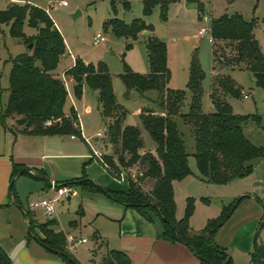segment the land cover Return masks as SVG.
I'll return each instance as SVG.
<instances>
[{
	"label": "rangeland",
	"instance_id": "obj_1",
	"mask_svg": "<svg viewBox=\"0 0 264 264\" xmlns=\"http://www.w3.org/2000/svg\"><path fill=\"white\" fill-rule=\"evenodd\" d=\"M31 1L44 10L48 9L51 18L63 36L66 50H68V53L66 52L60 58L54 70L55 73L58 77H63L65 71L69 69L76 58L84 63L96 64L101 62L105 64L111 74L115 99L126 110L122 124L138 126L141 131L143 146L140 151L152 153L156 147L155 142L142 125L138 113H136V109L147 107L150 103L145 101L146 97L141 96L135 90L130 91L129 95L125 97V87L118 74L123 71L124 65H127L134 72L148 73L149 64L146 55L148 36L140 35V32L135 39L117 37L109 30L104 31L103 23L106 19L116 17L128 23L134 18H142L151 26L149 36H154L165 43L166 65L169 71L167 87L185 92L180 106L181 112H185L190 104L191 93L187 83L190 62L193 54H196L204 72L201 110L206 113L215 110L209 93L210 86H213V82L217 80L213 75L214 57L220 62L231 60L234 57L233 44L222 43L223 45H219L215 40L209 42L206 37L198 35L197 31L202 23L197 19V8L190 6L186 0L168 2L165 20L160 17V4H155L151 13L145 16L143 14V0H127L128 9H125L121 2L116 1L114 10L111 6L112 0H67L68 6L58 4L59 0L54 3H50L48 0ZM8 3L9 0H0V10H5ZM202 3L203 13L209 16L205 23L207 26H210L212 18L223 14H232L235 11H239L248 20L254 17L256 19L255 37L264 55V0L259 4H257V0H202ZM77 10H79V14L73 16ZM22 31L27 37L37 33L36 28L30 25L28 16L24 19ZM97 33H101L105 37V41L95 44L93 37ZM224 46L227 49L221 50L224 51L221 52L220 49H223ZM215 48H217L218 53L214 55ZM28 49V44L24 45L21 38L9 34L6 23H0V111L5 108L9 93L10 58L18 53L29 52ZM216 63L219 65L218 61ZM223 72L228 74L239 90L243 89L248 94V96H243L240 92L236 97L227 96L226 101L234 114L249 116L256 114L260 117L258 124L249 119L242 127L246 137L253 144L262 145L264 143V89L257 85L255 77L247 69L235 67ZM69 76L72 77L68 74L64 76L65 81H67L64 112L69 113L70 108L74 107L83 140L78 135L75 136V139H70L68 135L34 136L21 134L16 132L12 126V131L4 129L3 126L9 122L8 117L4 123L0 121V152L7 151L16 157L18 162H23L30 167L42 168L49 183L44 187V181L39 178L27 175L16 176L13 182V190L18 203L3 211L6 215L4 218V214L0 211V232L8 235L11 231V234L14 235L13 239H8L6 236V239L3 240V243L9 247L10 255L15 257L14 259L10 256L12 261L14 259V264H31L27 259L31 256L33 249L29 247V252L28 250L26 252L21 250L22 246L28 247V242L32 244L31 246L34 244L27 234V228L23 221L26 211L33 216L37 223L46 224L47 220H55V229L63 230L66 235L85 237L87 242L77 244L73 251L69 249L66 241V250L80 264H99L101 255L107 248L119 249L118 247L124 238H134L135 235L142 237L146 231V228L140 224V216L145 220L147 219L138 209L134 207L124 209V206L111 200L101 191L78 185H61L65 182L62 180L78 179L75 177H82L83 174L86 175V178L106 189L126 185L125 182L118 183L107 173L96 160L97 158L92 161L89 160L93 150L101 151L105 155H113L115 146L110 141L106 130L109 120L103 119L100 115L96 90L86 89L85 95L81 99H76L72 83L68 82ZM72 79L75 81L74 77ZM157 95L156 90H149L145 95L155 99V109H158L156 105ZM177 124L182 133L191 173L186 179L173 182L175 216L177 219L183 216L186 199L191 198L194 204L192 214H194V221H196L193 223L198 225V228L194 230H200L205 226L207 220L218 217L224 206L240 197L235 193L241 185L235 184V182L227 185L202 183L198 177L199 173L193 156L194 137L192 131L179 118ZM99 131L102 132L100 138L97 136ZM96 136L98 137L97 140L94 139ZM128 170L132 175L137 173L135 167L125 169L122 180L127 177ZM40 171L35 169L34 174L39 176L42 174ZM119 178L121 180V177ZM52 183L56 185L55 189L68 186L75 190L76 194L69 199L66 196H59L55 204V216L51 219L45 217L41 210L26 209L29 200L51 197L53 193L51 190ZM254 200L259 208V215L253 221L251 220L252 214L247 216L243 212L246 211L245 207V209H240L236 206L215 233L217 235L220 232L219 240L222 244H217L214 235L215 243L227 251L232 259V264L249 263L256 232H258L257 241L264 243V228L258 229L264 213V199L254 198ZM150 215L152 217L151 213ZM157 218L160 220L159 217ZM197 218H199L198 221ZM200 220H206V222ZM21 222H23V226ZM24 232L25 234H23ZM95 234L98 235V238ZM21 236L23 237L20 238ZM21 240H23V244H20ZM61 261V264H67L63 259Z\"/></svg>",
	"mask_w": 264,
	"mask_h": 264
},
{
	"label": "trees",
	"instance_id": "obj_2",
	"mask_svg": "<svg viewBox=\"0 0 264 264\" xmlns=\"http://www.w3.org/2000/svg\"><path fill=\"white\" fill-rule=\"evenodd\" d=\"M116 1L121 2L125 9L129 8L127 0H112L113 10ZM170 1L172 0H143V14L149 15L154 5L160 4V17L165 20ZM186 2L196 6L197 17L200 20L204 12L202 0ZM26 16L30 25L37 30L35 35L29 37L22 31ZM255 22L254 17L246 20L237 12L223 14L210 21L213 39L219 45L233 44L234 53L231 60L224 62L214 57V69H217L218 73L210 92L215 109L212 112L206 113L201 110L204 72L196 54H193L190 62L187 87L191 93V100L185 112L180 111L185 92L167 87L169 71L166 65V45L163 41L154 36L147 37L148 73L134 72L124 65L118 76L125 87V97L132 90L141 96L149 90H156L158 93L156 100L158 109L142 107L139 110L142 125L156 144L154 154L140 153L143 141L138 126L122 124L126 110L115 99L111 74L105 64L84 63L76 58L74 65L65 72L75 79L72 86L74 96L76 99L82 97L84 84L96 90L102 118L111 119L107 133L115 146V151L113 155H104L99 162L113 177L120 170L133 167L137 173L133 178L128 170L126 191L103 188L86 178L85 174L61 185H78L101 191L124 207L138 209L147 220H152L150 213L159 217L162 223L161 237L168 241H178L179 237L180 242L186 244L199 258L200 264H232L227 251L215 243L214 235L244 196L224 206L220 215L207 220L200 230H194L189 225V218L194 210L191 198L186 199L183 216L180 219L175 216L172 182L181 180L191 173L177 119L187 124L192 131L193 156L202 179L213 184H226L251 173L253 159L264 156V143L253 144L246 137L242 126L249 119L258 124L260 117L256 114L249 116L232 112L226 97H236L240 90L228 74L220 70L245 68L253 74L257 85L264 89V55L253 35ZM0 23L9 24L11 36L21 37L25 44L32 43L31 52H22L10 58L12 66L8 75L9 93L5 108L0 111V121L4 123L9 116L23 117L26 118L22 125L25 133L41 136L78 135L83 140L75 109L71 107L67 115L64 112L67 89L54 70L66 47L63 36L51 17L38 6L13 3L5 10H0ZM103 29L109 30L117 37L135 39L141 31L150 32L151 26L142 18H134L126 23L116 17H110L104 21ZM226 49L224 46L220 51ZM213 53L214 55L218 53L217 48ZM28 169L22 164L12 162L9 195L14 201L16 197L13 182L16 176L25 174L45 180L42 171H40L42 174L37 176L30 174ZM25 217L29 237L47 250L57 253L67 264H80L66 250V236L63 231L55 230V220H47L46 224H40L35 222L27 211ZM261 228H264V213L258 229ZM257 237L258 232L254 235L248 264H264V243L258 242ZM0 264H10V258L1 246ZM99 264L133 263L125 252L107 248L102 253Z\"/></svg>",
	"mask_w": 264,
	"mask_h": 264
},
{
	"label": "crops",
	"instance_id": "obj_3",
	"mask_svg": "<svg viewBox=\"0 0 264 264\" xmlns=\"http://www.w3.org/2000/svg\"><path fill=\"white\" fill-rule=\"evenodd\" d=\"M55 1L56 0H48V2H50V3H54ZM261 1L262 0H257V4H259ZM13 3L21 4V5L27 3V4H30V5L36 6L35 3H33V1H31V0H9L8 5L13 4ZM65 6H68V4L65 5ZM45 11L50 16V13H49L48 9H45ZM235 12L240 13L239 11H235ZM228 15H230V14H228ZM197 19H198V17H197ZM246 20H248V19H246ZM53 23L56 26L54 21H53ZM7 25H8V28H9V24H7ZM254 30H255V28L253 29V35L255 37ZM145 31H141L140 35L149 36L150 32L146 31L147 33H144ZM19 38H21V37H19ZM255 39H256V37H255ZM22 42H23V39H22ZM23 44L26 45L24 42H23ZM28 50H29V52H31V49H28ZM66 52L68 53V50L65 51L63 56L66 54ZM146 55H147V53H146ZM74 62H75V59L72 62L70 67H72L74 65ZM11 66H12V64H11ZM10 69H11V67H10ZM242 69H245V68H242ZM213 70H214L213 75L216 76L218 71H217V69H213ZM221 71L223 72L224 70H220V72ZM54 73H55V71H54ZM56 76H58V75L56 74ZM64 76H67V74L64 73ZM68 79H69L68 82L72 83V86H73L75 81L70 76H69ZM86 89H90V88L87 85L84 84L82 96L85 95ZM113 91H114V89H113ZM146 92L144 93L143 97H146L145 101L150 103V104H148L147 108L148 107L155 108L154 107L155 99H153L152 97L145 96ZM210 92H211V86H210L209 93ZM240 92H241V94L243 96H248V94L245 93V91L243 89L240 90ZM96 93H97V95H96V97H97L98 96V92L96 91ZM211 103H212V101H211ZM212 106H213V103H212ZM140 109H141V107L136 109V113H138V115H139V110ZM99 112H100V110H99ZM65 114L67 115L68 113H65ZM8 118H9V122L7 123V125L3 126L4 129L12 131L13 130L11 128V126H12L13 128H15V131L18 132V133L32 135V134H28V133L23 132L22 125L24 123L22 125H18L16 123V120L18 119V117L9 116ZM106 119H108L109 122L111 121L109 118H106ZM79 126H80V124H79ZM34 136H41V135H34ZM58 136H64V135H58ZM68 136H69L70 139H75V137L71 138L70 135H68ZM94 139L97 140L98 137L96 136V137H94ZM140 153H143V151H140ZM152 153L154 154L155 151L152 152ZM94 159H96V158H94L92 156L89 157L90 161H92ZM12 162H15V163H18V164H22L26 168H29L28 172L30 174H34L35 169L41 170L44 173V178H45V180L41 178V180L44 181V184H45L44 187L49 184L48 183V177L45 176V171L42 168H39V167H36V166H31L30 167V166L26 165L23 162H18L17 158L14 157L12 154L8 153L7 151H4L3 153L0 152V211H1L2 214H4L3 218H4V216L6 217V215H5V213L3 211L9 209L10 206L18 203L16 195H15L16 201H14V198H12V196L9 195L10 173H11V168H12ZM103 169L107 173H109L104 167H103ZM198 173H199V171H198ZM22 175H25V174H22ZM198 175H199L198 177H199V179H201L200 181H202V183L211 184V183L205 181L204 179H202L200 174H198ZM18 176H20V175H18ZM27 176H30V175H27ZM186 177H184L181 180H174L173 182H175V181L176 182H180V181L186 179ZM113 178L115 180H117L118 183L125 182L126 185L120 186V187L118 186L116 188L109 189V190L126 191L128 189V177H126L124 180H118L115 177H113ZM66 180H69V179H64L62 181H66ZM62 181H60V182H62ZM243 181H245V182H243ZM173 182H172V185H173ZM234 182H235V184L237 183L238 185H241L237 189L235 194H238L239 196H244L239 201L237 206L240 209H243L245 207L246 211L244 210L243 212L247 216L249 214H252L251 215V217H252L251 220L253 221V219L259 215V208H258V205L255 203L254 198L258 197L260 199H264V156H259V157H256L255 159H253V161H252V171H251V173L248 176H244V177L233 179V180H231L228 183L223 184V185H227L229 183H234ZM69 198L70 197L68 196L67 199H69ZM119 204H121V203H119ZM122 206H124V205H122ZM26 209H25V211H26ZM124 209H126V207H124ZM175 215H176V210H175ZM194 217H195L194 214H192L190 219H189V224H190L191 228L197 229L198 225L193 223ZM23 219H24L23 220L24 221V225H26L27 234H28V230L29 229H28L27 219H26V217L25 218L23 217ZM207 219H208V217H207ZM198 220H199V218H197V221ZM206 220L205 221L204 220H200V221L201 222L202 221L206 222ZM194 222H196V221H194ZM140 224H141V226L146 228L144 236L141 237V235H135L134 238H124L123 241L121 242V244L118 247L119 249H117V250H121V251L125 252L129 256V258L131 259L133 264H200L199 258L191 251V249L186 244H184V243H182L180 241H168V240H165V239H163L161 237L162 223L156 216L152 215V220H148V221L145 220L142 216H140ZM21 225L23 226V222H21ZM55 226H54V228H55ZM55 230H60V229L57 228ZM61 231H63V230H61ZM21 234H22V230H21ZM23 234H25V232ZM6 236L8 237V239H13L14 238V235L11 234V231H10V233L8 235H6V233L3 234L2 232H0V246L3 248V250L7 253L8 257L10 258V264H14L15 257L10 255L9 247H7V245H5L3 243V240L6 239ZM95 236L98 238L97 234H95ZM215 236H216L215 239L218 242L217 244H219V245L222 244L221 241L219 240L220 232L217 233V235L215 234ZM22 237L23 236H21L20 238H22ZM30 240L33 241V243H34L33 246H31L32 244H30L28 242V247L22 246L21 250H23L25 252L28 250V252H29V247L33 249V252L31 253V256L27 259L28 261L31 262V264H37V263H40V264H61L62 263V261H61L62 258L57 253H54L52 251L47 250L45 247H43L40 243H38L32 237H30ZM86 242H87V240H86ZM86 242H84V243H86ZM20 244H23V240L20 241ZM108 249H115V248H108ZM10 256L14 258L13 261L11 260Z\"/></svg>",
	"mask_w": 264,
	"mask_h": 264
},
{
	"label": "built area",
	"instance_id": "obj_4",
	"mask_svg": "<svg viewBox=\"0 0 264 264\" xmlns=\"http://www.w3.org/2000/svg\"><path fill=\"white\" fill-rule=\"evenodd\" d=\"M58 4L65 6L68 4V2H67V0H59ZM208 17L209 16L204 14V13L201 14V19L199 21H201L202 25L199 27L197 32H198V35H200L202 37H206L209 42H213L214 39H213L212 34H211L210 26H207L205 24ZM102 41H105V37L101 33L95 34V36L93 37V42L95 44H97V43L102 42ZM61 79H62V81L66 87L67 81H65L64 76L61 77ZM104 130H105V128H104ZM97 136L100 138V136H102V132L99 131L97 133ZM70 137L74 138L75 136L70 135ZM91 156L94 158H97V160L101 162L104 154L101 151L93 150ZM124 170L125 169L120 170L117 173V175L114 177L118 180L120 179L119 177H121V180H122V175L124 173ZM126 175H127V173H126ZM135 176H136V174L132 175L133 178ZM55 187H56V185L54 183H52L51 184V190L53 193H52L51 197H46V198L39 197L35 200H29L27 203V209L28 210H41L42 214L45 217H47V218L54 217L55 216V204L58 200V197L59 196L71 197V196H74L76 194V191L69 188L68 186L58 187V189H55ZM86 240L87 239L85 237H77V236H73L71 234L66 235V241H67L68 247L71 251L74 250V247L77 244L84 243V242H86Z\"/></svg>",
	"mask_w": 264,
	"mask_h": 264
},
{
	"label": "water",
	"instance_id": "obj_5",
	"mask_svg": "<svg viewBox=\"0 0 264 264\" xmlns=\"http://www.w3.org/2000/svg\"><path fill=\"white\" fill-rule=\"evenodd\" d=\"M190 6H193V4H190ZM77 14H79V10H77L74 14H73V16H76ZM144 33H147L146 31L144 32ZM28 48L29 49H32V43H29L28 44ZM26 121V118H18L17 120H16V123L18 124V125H22L24 122ZM177 239H178V241H180V238L179 237H177Z\"/></svg>",
	"mask_w": 264,
	"mask_h": 264
}]
</instances>
